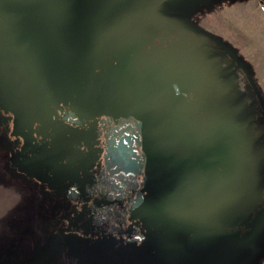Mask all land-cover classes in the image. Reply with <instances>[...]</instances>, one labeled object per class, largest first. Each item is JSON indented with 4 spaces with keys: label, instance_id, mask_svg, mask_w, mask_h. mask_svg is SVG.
Instances as JSON below:
<instances>
[{
    "label": "rangeland",
    "instance_id": "obj_1",
    "mask_svg": "<svg viewBox=\"0 0 264 264\" xmlns=\"http://www.w3.org/2000/svg\"><path fill=\"white\" fill-rule=\"evenodd\" d=\"M1 1L0 61L3 55L10 67L33 54L43 66L35 73L36 87L45 67V83L54 92L66 75L50 116L55 158L49 171L17 155L23 149L11 131L16 113L8 114L9 120L0 117V247H15L8 264H17L15 258L35 264H264V218L242 243L224 232L178 229L129 196L92 124L88 97L102 69L97 50H113L144 23L165 22L221 41L245 68L264 104V0H170L146 12L157 0ZM14 75L23 77L8 70L10 83ZM62 173L66 179L57 180ZM118 196L123 200L112 202ZM54 237H63L62 256L55 252ZM90 238L104 241L106 260L87 253ZM122 249L132 261L120 258Z\"/></svg>",
    "mask_w": 264,
    "mask_h": 264
},
{
    "label": "flooded vegetation",
    "instance_id": "obj_2",
    "mask_svg": "<svg viewBox=\"0 0 264 264\" xmlns=\"http://www.w3.org/2000/svg\"><path fill=\"white\" fill-rule=\"evenodd\" d=\"M195 31L147 22L97 50L92 124L154 215L248 242L264 218V104L233 52Z\"/></svg>",
    "mask_w": 264,
    "mask_h": 264
},
{
    "label": "trees",
    "instance_id": "obj_3",
    "mask_svg": "<svg viewBox=\"0 0 264 264\" xmlns=\"http://www.w3.org/2000/svg\"><path fill=\"white\" fill-rule=\"evenodd\" d=\"M2 1L0 0V3ZM33 13L32 10H30L29 14L31 15ZM27 43L30 45L31 48V42L29 39H26ZM25 40V44L27 45ZM2 49H6L5 47H2ZM30 50V49H29ZM3 53V51H2ZM31 56V55H30ZM2 60L0 61L3 64H0V117H3L6 115L5 119L9 120L8 114L16 113L13 118V130H11L16 137L20 140L22 144L23 151L17 153L18 156L22 157L23 160H26L28 163H32L33 165L38 166L42 170H50L49 164L50 161L55 158L54 153L52 151V136H51V119L50 116L54 111V107L59 104V101L56 103L57 94H59V91L63 89V85L65 86L66 81V75L63 79L60 81V86H57L58 91L54 92L52 86L51 88L47 86L45 81H47L49 78H47V74H49L48 68H41V72H43L41 79L39 78V87H36V77L35 73L38 74V71L40 67H43L39 65L35 60V56L32 54V58H29L27 61L20 62L16 61L14 64V70L11 66L7 65V63L4 60V57L2 55ZM8 70H11L13 73L22 72L23 77L18 78V76L14 75L12 77L11 83L9 79H7V72ZM59 81V80H58ZM73 81L72 79V87H73ZM62 86V88H61ZM22 116V117H20ZM77 151V150H76ZM81 152H77L74 156H78ZM17 155H14V161L19 160V157ZM65 155V153H64ZM63 154L58 155L59 160H63L65 158ZM64 166V164H62ZM47 177L51 174L53 177H55L54 173H46ZM73 174V173H70ZM77 175L78 179L80 178L81 173H74ZM57 180H65L66 179V173H62L59 177H56ZM84 179V178H82ZM124 198V197H123ZM120 197H115V201L112 202H118ZM93 201L89 200L88 203H91ZM104 207V208H103ZM102 210L106 211V207L103 205ZM151 212V211H150ZM66 233V232H65ZM53 236V235H52ZM65 237H70L67 233L65 234ZM49 237H46L45 240H48ZM69 239V238H68ZM55 243V252H59L60 255H64L63 253V237L61 238H53ZM145 243H148L147 240H142ZM103 243L101 239L96 238H90L88 241V244L85 246V249L88 250L87 253H90L93 257L96 255H100L103 260L107 259L106 254L102 252ZM104 249V248H103ZM140 249L143 250V246H140ZM15 250V247L12 246H1L0 247V264H8V258L7 256L12 254V252ZM120 258L122 260H133V256L129 254V251L127 249H122L121 252H119ZM116 254V258L118 256ZM57 258V257H56ZM145 258V257H144ZM84 259H82L83 261ZM15 262L17 264H35L34 260L31 259L30 261H26L25 263H22L21 259L15 258ZM32 262V263H31ZM84 262L80 263L83 264ZM42 264V263H41ZM85 264V263H84Z\"/></svg>",
    "mask_w": 264,
    "mask_h": 264
},
{
    "label": "water",
    "instance_id": "obj_4",
    "mask_svg": "<svg viewBox=\"0 0 264 264\" xmlns=\"http://www.w3.org/2000/svg\"><path fill=\"white\" fill-rule=\"evenodd\" d=\"M170 0H157L156 2L148 5L145 9L144 12L152 10L154 8L160 7L161 5H164L165 3H167Z\"/></svg>",
    "mask_w": 264,
    "mask_h": 264
}]
</instances>
